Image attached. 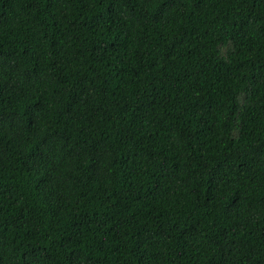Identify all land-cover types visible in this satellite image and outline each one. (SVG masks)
Here are the masks:
<instances>
[{
    "label": "trees",
    "instance_id": "obj_1",
    "mask_svg": "<svg viewBox=\"0 0 264 264\" xmlns=\"http://www.w3.org/2000/svg\"><path fill=\"white\" fill-rule=\"evenodd\" d=\"M0 264H264V0H0Z\"/></svg>",
    "mask_w": 264,
    "mask_h": 264
}]
</instances>
